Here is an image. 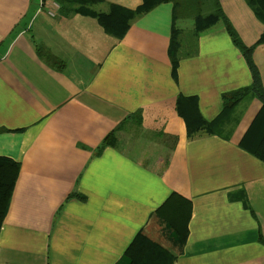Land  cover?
Returning <instances> with one entry per match:
<instances>
[{"label":"crops","instance_id":"1","mask_svg":"<svg viewBox=\"0 0 264 264\" xmlns=\"http://www.w3.org/2000/svg\"><path fill=\"white\" fill-rule=\"evenodd\" d=\"M218 2L240 42L254 46L264 89V43L255 45L263 24L244 0ZM141 3L99 0L50 17L49 0L42 9L0 0V157L19 164L0 264H115L140 231H155L150 216L171 194L191 204L175 264H264V164L239 147L259 101L238 107L228 140H188L176 113L180 95L215 120L222 94L251 85L246 62L221 22L188 42L183 29L194 24L180 18L182 47L194 49L181 47L173 78L172 4L132 20L119 40L89 16Z\"/></svg>","mask_w":264,"mask_h":264},{"label":"trees","instance_id":"2","mask_svg":"<svg viewBox=\"0 0 264 264\" xmlns=\"http://www.w3.org/2000/svg\"><path fill=\"white\" fill-rule=\"evenodd\" d=\"M55 1L64 8L81 6L82 4V6L89 5L99 0ZM244 2L254 17L264 26V0H244ZM163 3L172 4L174 16L168 46V56L173 78H175L183 40L182 31L175 25L177 10L182 5L183 7L185 5L188 6L191 11L195 9L194 12H187V14L182 15V17L189 16L193 21L194 29L190 34L191 38H196L199 33L209 29L217 22H221L233 46L244 58L252 77V83L249 87L222 94V111L211 122H206L200 116L194 98L178 95L176 99V113L184 122L186 138L193 140L206 135L228 140L233 129L238 124V107L252 99H256L261 105L260 109L242 137L239 147L249 152L264 164V89L251 57L254 46L248 48L240 42L232 26L224 16L218 0H142L141 5L135 10L113 7L114 11L108 14L93 12L89 13V16L97 21L106 34L114 36L119 40L123 37L132 20ZM205 9L208 11H204ZM202 11L206 14H203ZM261 43H264V31L255 45ZM129 117L137 118L138 115L133 114ZM113 133L114 131L103 139L95 151L96 155L100 154L110 143ZM18 172V163L8 158L0 157V228L9 207ZM74 196L83 200V197L75 194L69 195L68 198ZM190 216V202L177 194H171L150 216L152 223L155 225V231L151 234L140 231L127 247L120 260L115 264H175L176 259L182 255Z\"/></svg>","mask_w":264,"mask_h":264},{"label":"rangeland","instance_id":"3","mask_svg":"<svg viewBox=\"0 0 264 264\" xmlns=\"http://www.w3.org/2000/svg\"><path fill=\"white\" fill-rule=\"evenodd\" d=\"M185 1V0H184ZM195 11V9H192V11H191V9L190 8H188V6H184L183 7V5L181 6V7H179L178 8V10H177V15H176V17H177V19H183L184 21H181V23H183V24H190V21L189 22H187L189 19H190V17L189 16H186V17H182V15H184V14H187V12H194ZM204 11H208V10H204ZM202 13H203V11H202ZM203 14H206V13H203ZM187 30H189L190 28L188 27V25H187ZM186 28H184L183 30V33L185 34L184 35V40H186V38H190V32L189 31H185V29ZM186 41H188V40H186ZM192 49H194L193 47H192V43H189L188 44V46H186V47H182V49H181V53H189V52H191L192 51ZM244 106V105H243Z\"/></svg>","mask_w":264,"mask_h":264},{"label":"built area","instance_id":"4","mask_svg":"<svg viewBox=\"0 0 264 264\" xmlns=\"http://www.w3.org/2000/svg\"><path fill=\"white\" fill-rule=\"evenodd\" d=\"M45 1L46 0H38V6H39L38 8L39 9H42ZM49 7H50V10L47 11V14H48V16L53 17L55 11L59 10L60 4L55 0H49Z\"/></svg>","mask_w":264,"mask_h":264}]
</instances>
